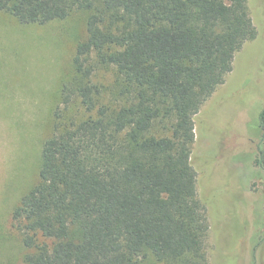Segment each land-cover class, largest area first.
<instances>
[{"label":"trees","instance_id":"trees-1","mask_svg":"<svg viewBox=\"0 0 264 264\" xmlns=\"http://www.w3.org/2000/svg\"><path fill=\"white\" fill-rule=\"evenodd\" d=\"M75 11L85 37L12 212L23 264H209L194 120L257 37L249 0H0L20 24ZM258 120L264 171V108Z\"/></svg>","mask_w":264,"mask_h":264},{"label":"rangeland","instance_id":"rangeland-1","mask_svg":"<svg viewBox=\"0 0 264 264\" xmlns=\"http://www.w3.org/2000/svg\"><path fill=\"white\" fill-rule=\"evenodd\" d=\"M249 9L257 37L236 53L232 71L194 120L190 161L209 223V264H264V171L255 163L264 108V0H249ZM85 19L75 11L63 20L20 24L0 12V264H23L27 249L13 208L38 180L41 146ZM97 80L110 83L111 69H101Z\"/></svg>","mask_w":264,"mask_h":264}]
</instances>
